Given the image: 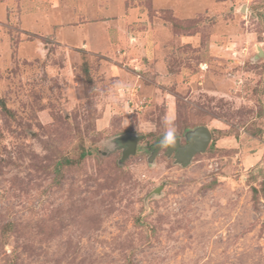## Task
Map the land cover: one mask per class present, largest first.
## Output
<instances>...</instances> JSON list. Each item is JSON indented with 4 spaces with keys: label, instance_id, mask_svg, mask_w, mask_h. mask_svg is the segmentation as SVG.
<instances>
[{
    "label": "rangeland",
    "instance_id": "rangeland-1",
    "mask_svg": "<svg viewBox=\"0 0 264 264\" xmlns=\"http://www.w3.org/2000/svg\"><path fill=\"white\" fill-rule=\"evenodd\" d=\"M0 264H264V0H0Z\"/></svg>",
    "mask_w": 264,
    "mask_h": 264
},
{
    "label": "water",
    "instance_id": "water-1",
    "mask_svg": "<svg viewBox=\"0 0 264 264\" xmlns=\"http://www.w3.org/2000/svg\"><path fill=\"white\" fill-rule=\"evenodd\" d=\"M257 55H262V51L258 48ZM141 136L124 134L118 137V142L122 148L121 159L124 160L131 155L135 154L136 145L141 139ZM186 146L168 148L167 154H171L172 151H177L174 155L175 162L181 166H187L195 154L203 153L206 151L207 146L211 141V134L208 128L204 126L197 127L193 130L186 132L184 135ZM175 144L177 145L178 138H174ZM175 145V146H176Z\"/></svg>",
    "mask_w": 264,
    "mask_h": 264
},
{
    "label": "built area",
    "instance_id": "built-area-1",
    "mask_svg": "<svg viewBox=\"0 0 264 264\" xmlns=\"http://www.w3.org/2000/svg\"><path fill=\"white\" fill-rule=\"evenodd\" d=\"M138 78H139V76H138ZM136 82L138 83V81H136ZM137 83H135L133 85V87L122 88L120 90L121 94L127 95V99L124 102H125L126 108L129 109V110L139 109L141 107L142 103H143V101L139 100V98H138V96H139L138 95L139 94V92H138L139 86L138 87L136 86Z\"/></svg>",
    "mask_w": 264,
    "mask_h": 264
},
{
    "label": "clouds",
    "instance_id": "clouds-1",
    "mask_svg": "<svg viewBox=\"0 0 264 264\" xmlns=\"http://www.w3.org/2000/svg\"><path fill=\"white\" fill-rule=\"evenodd\" d=\"M174 136L175 128L172 126L167 127L162 139L160 140V146L167 147L172 144L174 141Z\"/></svg>",
    "mask_w": 264,
    "mask_h": 264
},
{
    "label": "flooded vegetation",
    "instance_id": "flooded-vegetation-1",
    "mask_svg": "<svg viewBox=\"0 0 264 264\" xmlns=\"http://www.w3.org/2000/svg\"><path fill=\"white\" fill-rule=\"evenodd\" d=\"M137 144H138V143H137ZM175 145H176V144H175V140H174L173 143L170 144V145L167 146V147H162V146H160V143H159L158 148H164L165 151H166V149H168V148L172 149V148H175V147L177 148V147H183V146H186V143H185V142L181 143L180 140L178 139L177 145H176V146H175ZM136 147H137V145H136ZM121 150H122V149H121ZM176 152H177V151H172L171 155L174 156Z\"/></svg>",
    "mask_w": 264,
    "mask_h": 264
},
{
    "label": "trees",
    "instance_id": "trees-1",
    "mask_svg": "<svg viewBox=\"0 0 264 264\" xmlns=\"http://www.w3.org/2000/svg\"><path fill=\"white\" fill-rule=\"evenodd\" d=\"M77 161H69V160H64V163L65 164H73V163H76Z\"/></svg>",
    "mask_w": 264,
    "mask_h": 264
},
{
    "label": "crops",
    "instance_id": "crops-1",
    "mask_svg": "<svg viewBox=\"0 0 264 264\" xmlns=\"http://www.w3.org/2000/svg\"><path fill=\"white\" fill-rule=\"evenodd\" d=\"M104 120V119H103Z\"/></svg>",
    "mask_w": 264,
    "mask_h": 264
}]
</instances>
